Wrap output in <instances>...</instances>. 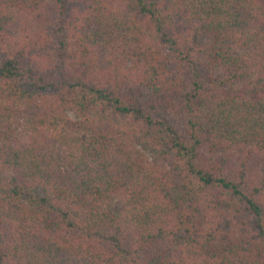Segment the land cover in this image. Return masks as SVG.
<instances>
[{"label": "trees", "instance_id": "16d2710c", "mask_svg": "<svg viewBox=\"0 0 264 264\" xmlns=\"http://www.w3.org/2000/svg\"><path fill=\"white\" fill-rule=\"evenodd\" d=\"M0 264H264V0H0Z\"/></svg>", "mask_w": 264, "mask_h": 264}]
</instances>
